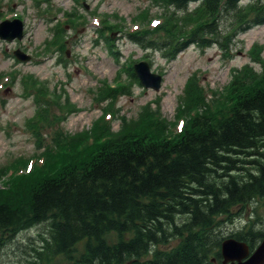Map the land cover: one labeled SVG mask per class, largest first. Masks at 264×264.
Here are the masks:
<instances>
[{"label": "trees", "instance_id": "1", "mask_svg": "<svg viewBox=\"0 0 264 264\" xmlns=\"http://www.w3.org/2000/svg\"><path fill=\"white\" fill-rule=\"evenodd\" d=\"M190 1L168 0L178 9ZM200 1L214 23L243 11L240 0ZM250 3L254 16L242 30L264 23V0ZM230 91L225 107L207 105L173 138L150 126L123 134L104 125L81 156L69 159L62 146L46 158L47 165L56 160L52 176L40 167L0 189V231L49 221L51 240L36 250V264H53L59 255L71 264H206L221 242L206 233L216 216L264 198V72L255 85L241 90L236 80ZM181 214L188 221L178 225ZM187 233L185 249H162L171 251L170 237ZM263 236L264 229L251 227L238 237L254 245Z\"/></svg>", "mask_w": 264, "mask_h": 264}, {"label": "rangeland", "instance_id": "2", "mask_svg": "<svg viewBox=\"0 0 264 264\" xmlns=\"http://www.w3.org/2000/svg\"><path fill=\"white\" fill-rule=\"evenodd\" d=\"M146 7L152 8L151 26L169 16L156 0H0V16H17L25 23L22 40L0 39V72H3L0 74V185L3 173L18 163L15 161L39 153L43 144L54 145L56 137L66 141L63 132L84 134L92 126L91 131L97 133L102 114L109 117L114 130L130 133L149 126L147 120L152 111H157L163 124H150L160 130L173 125L181 114L189 117L194 101L204 105L208 99L214 105L225 99L221 89L234 76L251 80L262 71L264 24L241 32L249 13L242 12L240 18L228 16L220 35L203 33L210 40L206 45L192 44L189 39L188 47L175 58L166 56V51L159 48L148 49L130 39L129 31L142 28L141 22L133 17ZM103 14H106L104 19ZM110 23L114 25L111 30L106 26ZM200 24L197 17L181 12L172 22L161 25L167 30L159 32L156 38L172 35L184 40ZM54 27L64 42L51 52ZM167 45L171 46L170 41ZM17 48L30 53L31 60L17 59L13 53ZM142 59L150 62L153 72L162 75L159 90L145 87L126 67ZM241 69L244 71L238 74ZM117 79L125 81V89L107 88L109 83L116 84ZM41 86L54 91L62 104L70 97L81 110L65 114L62 107L51 104L49 108L53 110L46 111L40 123L44 137L37 138L28 122L38 103L44 102L38 90ZM25 94L28 99L24 98ZM109 102L115 116L103 113ZM82 140L77 138L68 143L74 148ZM185 219L178 217V224ZM217 224L219 238L244 226L264 228V199L254 201L243 212L237 209L220 215ZM48 230L47 224L41 223L26 230L0 231V264H36L35 249L42 246ZM189 240V233L173 237L170 246L185 249ZM68 262L61 257L53 264Z\"/></svg>", "mask_w": 264, "mask_h": 264}, {"label": "water", "instance_id": "3", "mask_svg": "<svg viewBox=\"0 0 264 264\" xmlns=\"http://www.w3.org/2000/svg\"><path fill=\"white\" fill-rule=\"evenodd\" d=\"M4 24H7L5 22ZM15 35H20V28ZM11 36L10 38H12ZM138 74L142 81L147 86H153L159 88L161 84V78L158 75H154L150 72L148 63L142 62L136 65ZM249 254V247L246 243L239 242L235 239H228L223 243V255L226 261L237 260L238 262H232L231 264H264V239L261 244L257 247L254 253L245 261L242 259Z\"/></svg>", "mask_w": 264, "mask_h": 264}]
</instances>
